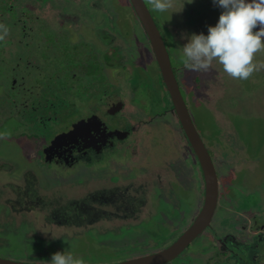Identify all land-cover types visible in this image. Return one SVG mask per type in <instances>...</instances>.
<instances>
[{"label": "rangeland", "instance_id": "1", "mask_svg": "<svg viewBox=\"0 0 264 264\" xmlns=\"http://www.w3.org/2000/svg\"><path fill=\"white\" fill-rule=\"evenodd\" d=\"M171 1L175 5L171 3V7L164 12H156L153 8L150 10L164 36L172 69L194 126L208 151L215 157L216 162H213L221 175L220 186L227 188L238 180L242 187H246L249 180L256 183L257 187H262L264 68L254 71L246 80L233 78V81L226 79L228 74L215 61L209 65L207 72L185 69L181 62L182 45L192 33L206 34L207 26L214 25L221 9L212 0ZM189 15L191 19H201L202 23L191 29V26H187L192 22ZM8 17L16 25V37L11 46L16 59V72L23 73L26 80L30 73V77L33 76L36 67L43 65L49 77L57 76V71L69 72L74 78L73 91L71 89L70 96H62L69 103L57 107L64 113L68 111L70 115V108L78 113L81 107H89V100L98 87L107 88L108 104L115 100L124 102L121 120L132 126L129 138L133 139V142L128 140L124 144L132 143L133 149L131 146L126 148L133 153L126 158L127 164L114 172L111 169L91 171L81 166L85 164L82 163L79 165L81 167L71 168L66 171L67 174H63L66 172L46 166L34 158L41 141L30 138L47 137L48 132L56 130L58 120L45 125L34 121L27 129L25 109L16 111L3 105L5 92L0 86V256L5 259L24 258L39 241H44L48 252L45 260H50L56 248H63L64 252L83 257L87 262L106 264L143 250L136 249L137 242L146 240L150 234L155 236L147 242L146 248L160 245L176 235L167 229L179 231L187 226L188 219L189 223L193 221L202 205L203 182L201 174L194 176V155L191 154L179 122L171 109L161 114L150 113L146 101L141 97L143 89L137 88L133 92L129 83L134 71L140 74L139 69L145 68L149 69L152 76L140 75L150 76L154 81L152 86H156L159 72L147 43L138 37L139 33L134 29L137 18L128 1L0 0V19ZM99 27H103L102 33H109L111 39L108 46L105 43L101 45L94 35L93 29ZM78 38L80 41L90 39L87 40L88 48L84 50L76 46L71 52L68 44L79 43ZM64 45L67 47L63 48ZM132 47L134 50L128 53ZM103 49H106L109 56L119 50L123 57L119 63L113 62L106 72L103 70L104 83L92 81L88 77V81H85L83 74L77 70L81 61L79 52H83L88 62H91L94 60L93 55L101 60ZM69 52L71 54H67ZM61 56L63 59L58 63L60 67L48 66ZM133 57L135 60L130 63ZM109 58L111 61L112 58ZM173 58L179 62L177 66ZM25 59L31 63L24 68ZM45 60H49V63ZM253 60L264 63V49L255 53ZM5 68H8V60L0 57V79L7 78ZM85 68L88 70L86 72H97V68L90 64ZM195 76L199 78H196L197 81ZM13 81L17 82L16 79ZM92 82L94 84L91 88ZM20 86L28 87V82L23 81ZM231 88L235 90L232 99L238 100V104L234 102L233 107L223 103ZM33 96L40 95H33L32 92ZM98 96L96 101H99ZM133 98L138 102L133 103ZM31 106H36L35 102L28 104V108ZM119 118H109L107 123L118 127ZM30 172L43 178L46 186L63 184L65 180V185L42 189L40 194L54 202L58 200L64 204L61 202L63 200L78 205L82 217L93 210L102 219V224L84 227L77 223L84 230L67 227L51 208L35 209L32 206L25 207L21 201L17 202L16 189L24 186V179ZM102 172H105L102 174L103 181L100 175L91 181L95 173ZM111 177L114 179L110 180ZM92 182L93 187H90L89 183ZM66 186L79 191L63 190ZM101 186L104 188L101 189ZM225 192L230 193V190L225 189ZM245 200L252 201L254 196H248ZM219 204L230 206L224 194ZM139 209H142V213L138 219L146 220L141 230L136 220ZM122 246L128 251L124 252Z\"/></svg>", "mask_w": 264, "mask_h": 264}, {"label": "flooded vegetation", "instance_id": "2", "mask_svg": "<svg viewBox=\"0 0 264 264\" xmlns=\"http://www.w3.org/2000/svg\"><path fill=\"white\" fill-rule=\"evenodd\" d=\"M68 1L72 2V0ZM137 22L136 27L134 29L139 33L138 37L142 38L147 43V47L153 55V51L150 47L148 38L145 35L144 30L142 29L139 22L138 24ZM101 31H103V27H99V29L97 30H95V28L93 29L94 35H96V37L98 38V42L101 45L105 43L108 46L109 40L111 39L109 37V33L107 31L102 33ZM117 31L119 32V30ZM98 34L100 37L98 36ZM77 40L80 41V38H78ZM87 40H82L79 43H75L73 45L69 43L68 47H70L71 52L76 46H80L81 48L86 50L88 48ZM132 44L133 46L135 45V40L132 41ZM66 47V45L63 46V48ZM133 50L134 47L129 48L128 53H131ZM71 52L67 54H71ZM107 55L108 54L106 52V49H103L101 51V60L97 58V56L93 55V63L95 64L94 67L97 68V72H82V77H84L85 81H87L88 77L92 81L100 82L101 84L104 83L105 76L103 74V70L104 72H106V69L114 64L113 62L119 63V61L123 57V53L119 52V50H116L115 53H111L110 56L108 55L112 58L111 61ZM61 59H63L62 56L59 57L56 62H53L52 65L48 64V66L54 67L55 65H57L58 67H60L58 63ZM134 60L135 57L130 59L129 62L133 63ZM45 62L49 63V60H45ZM43 67L46 66L43 65ZM43 67H36V70L35 72H33L32 77L34 79L35 77H38V79L35 80H43L44 82H50L52 76L49 77V75H47V69L45 70ZM139 71L140 74H150L149 69L140 68ZM136 72L137 71H134L129 79V83L133 87V92L136 91L137 88H142L143 91H145L144 87H140L139 85L133 86V84L131 83V79L133 78ZM140 74H138V77L143 78ZM60 75H67V78H69L70 80H68L66 84L69 89L64 86L62 90H65L66 94L72 93V80L74 78L69 72H64ZM60 75L53 77V82L55 85L59 84L58 80ZM79 81L82 82L83 80L79 78ZM93 84L94 82H92L91 88ZM51 88L52 86L50 87V89ZM143 91L141 92V96L144 97L149 112H151L153 104L157 107H162L164 103H170V105L172 106L163 83L159 84L158 87L151 86L145 92ZM55 93L57 95H60L61 91H56ZM93 94L94 96L92 97V99L89 100V107H81V110H79L78 113L76 111H72V108H70L69 112L71 113V115L67 113L68 111H66L69 117L61 116L64 114V112L61 113L62 110L60 109V107H58L57 109V114L53 112V108L52 111L49 108L47 112L48 116L40 114L38 117L36 116L32 118L31 114L28 113L30 117L28 118V123L26 124L27 129H29V127L33 125L34 121L37 124L41 125H45L47 122L57 120L58 124L67 123L59 129L48 132L47 137L36 136V140L41 141V145L39 144V147L37 149V155L34 157L35 159L41 160L42 163H45V165L48 167L53 166L59 171L62 170L61 172H66L71 168L79 166L82 163L85 164L81 166H84L86 169H90L91 171H107L108 169H111L112 172H114L117 168L124 167L125 164H127L126 158L130 156L133 152H131V150H128L126 146H131V149H133V145L132 143H128L126 145L124 143L128 140L133 142V139L129 138V136L132 134V126L130 124L124 123L121 120V115L125 107L124 102L121 100H115L114 102L108 104L107 88L101 89V87H98L97 92ZM97 94H99V101L95 100ZM68 96H70V94ZM27 99H29V97ZM132 101L134 103L136 102V99L133 98ZM67 102L69 103L68 100ZM118 104L121 105L120 110L116 108ZM59 105L60 104L58 103V106ZM49 115H53V117ZM78 115H80L81 117H77ZM118 116H120L118 127L107 123V119L116 118ZM92 117L97 118V121L95 120L94 124L92 122L90 124V127L83 126V129L90 130L89 133H79L76 131L71 136L70 141L67 142L66 147L57 150L52 155L46 156V148L55 141L56 137L65 133L76 123L80 121H86ZM63 119L66 120L63 121ZM68 154L70 155V160H72L68 162L72 163L65 164L64 156H67ZM46 157L48 158V161H45ZM211 157L212 160L215 161V157L213 155H211ZM216 171L218 172L217 166ZM223 172H225V169ZM31 173L32 174H27L25 178L28 182L27 187L34 188L38 193H40L39 191L42 189L47 190L50 187L54 189L57 186L66 184V181L63 180V184L46 186L43 182V178L36 176L33 172ZM67 173L68 172L63 174ZM218 177V200L210 225L179 256H177L170 262L163 264H264V186L257 187L256 183L247 180V186L242 187L237 180L226 188L220 186L221 175L219 172ZM35 183L37 187L34 186ZM74 183L78 184L79 182L75 181ZM93 184L94 182L89 183V186L93 187ZM103 188L104 187L101 186V189ZM225 189H229L230 193H226ZM63 190H68L72 192L73 189L70 186H66L63 187ZM223 194L230 203V206L228 207H223L221 206V204H219V201ZM248 196H254V200L246 201L245 199H247ZM25 207L30 206L25 205ZM59 210L60 214L63 216V218H59V221H62L67 227H75L79 228L80 230H84V228L79 227L77 223L84 225V227H90L100 225L103 222L99 215L93 210H90L87 214H85V217H82V215L80 214L79 206L74 203L64 204ZM143 211H147L148 213H154L150 212L149 209H143ZM141 213L142 209H139V213L137 215L136 220L141 215ZM145 222V219H138L137 223L139 230L143 229ZM187 222V226L180 229L179 231H176V229H172L170 231L166 228L169 232H171V234L176 233V235L167 239L164 243L160 245H155L153 248H146L147 242L155 236L153 234H150L146 240L137 242L138 247L136 249L142 248L143 250L134 252L130 255H124L123 257L117 260H111L105 263L119 264L127 262L129 260L148 257L153 254H157L166 249L168 246H170L175 241V239L190 226V223H192L193 221L189 223L188 219ZM159 230H162V228H159ZM46 246L47 244L44 241H39L37 246H35L31 251H29L24 256V258H12L8 260L24 263H48L49 260H45L48 254V252L46 251ZM55 251H64V249L56 248ZM126 251L128 250L125 249L124 252ZM0 258L5 259V257L2 256H0ZM85 262L86 264H100L90 263L87 261Z\"/></svg>", "mask_w": 264, "mask_h": 264}, {"label": "clouds", "instance_id": "3", "mask_svg": "<svg viewBox=\"0 0 264 264\" xmlns=\"http://www.w3.org/2000/svg\"><path fill=\"white\" fill-rule=\"evenodd\" d=\"M212 2L221 9L218 19L214 25L207 26L206 34L192 33L187 37V42L181 47V62L187 70L207 72L209 65L215 61L230 77L246 80L254 71L264 68V63L253 60L254 54L264 49V0H212ZM151 5L154 11L164 12L171 7V0H151ZM0 29L3 35L7 34L6 26L0 25ZM173 61L178 65L179 62L175 58ZM157 78L162 84L160 75ZM182 96L185 100L183 94ZM171 110L173 112V107ZM213 164L216 167L214 162ZM103 173L105 172L95 173L91 181L98 175L103 181ZM72 191L79 190L73 188ZM36 264H86V262L83 257L74 256L70 252L57 251L51 255L48 263Z\"/></svg>", "mask_w": 264, "mask_h": 264}, {"label": "water", "instance_id": "4", "mask_svg": "<svg viewBox=\"0 0 264 264\" xmlns=\"http://www.w3.org/2000/svg\"><path fill=\"white\" fill-rule=\"evenodd\" d=\"M127 1L132 9L133 14L137 18V21L141 25L145 35L148 38L150 47L152 48L154 54V61L157 66V70L169 95L174 113L181 126L180 128L187 139V142L195 156L196 161L199 164V168L201 170V178L203 182L202 205L199 209L197 216L194 218L190 226L183 233H181L170 246H168L166 249L157 254H153L148 257L129 260L124 263H119L163 264L170 262L171 260L179 256L210 225L218 200V174L216 171V167L213 164L212 157L210 156L208 149L206 148L200 134L194 126V123L189 113V109L186 104V100H184L181 94L179 83L172 69L170 56L166 44L164 42V38L155 22V19L153 18L144 0ZM116 108L120 110L121 105L118 104ZM95 120L97 121V118L92 117L86 121H80L73 125L71 128H69L65 133L56 137L55 141L46 148V156L52 155L57 150L66 147L67 142L70 141L71 136L76 131L79 133H89L90 130L83 129V126L90 127V124L92 122L94 124ZM70 159L71 158L69 154L67 156H64L65 164L72 163L68 162L72 161ZM45 161H48L47 157ZM0 264L36 263L15 262L8 259L0 258Z\"/></svg>", "mask_w": 264, "mask_h": 264}, {"label": "trees", "instance_id": "5", "mask_svg": "<svg viewBox=\"0 0 264 264\" xmlns=\"http://www.w3.org/2000/svg\"><path fill=\"white\" fill-rule=\"evenodd\" d=\"M171 3L173 5H175L174 2L171 1ZM146 4L150 10V8H152L151 0H147ZM198 6H200V5H198ZM150 12H151V10H150ZM188 17L190 18V15ZM190 20L192 22L190 24H188L187 26H191L190 27L191 29L202 23L201 19H195V18L191 19L190 18ZM156 24H157V22H156ZM214 24H215V22H214ZM0 25H4L8 28V32L6 35H3L2 29H0V35H2V38H0V57H3L4 59L8 60V68H5V69H7V72H6L7 78L6 79H3V78L0 79V86L2 89H4V92H5V97H4L5 101H4L3 105H7L9 107V109H13L16 111H24V109H25V114L27 116L26 124L28 123V118L30 117L28 115V113L31 114L32 118H34L36 116L38 117L40 114H44L45 116H48L47 115L48 109L50 108L52 111V108H53V112H55L57 114L58 103L64 104L67 102V100L64 97H62V96L67 95L66 91L62 90V88L64 86H66L69 89V87L66 85L69 78H67V75H65V76L60 75L61 72L57 71L58 75H60L59 80H58L59 84L55 85L53 82V76H52V79L50 80V82H44L43 80H35L33 77H30L29 75L31 73L28 75L29 76L28 80H26L25 75H23V73L18 74L16 72L17 71L16 67H14L16 65V59L13 56L14 50L11 48L12 43L16 37L15 36L16 35V25L10 19V17H8V19H0ZM119 26H120V24H119ZM157 26H158V24H157ZM79 53H80L81 61H80V68L77 70H79L82 73V72L87 70L85 68L87 65L90 64L91 66H94L95 64L93 63V61L88 62L87 56H85V54L83 52H79ZM30 63L31 62L28 59L23 60L24 68L28 67V65L30 66ZM174 65L177 66V62H174ZM54 67L57 68V65H55ZM220 73H221V76L225 78V75L223 74V72L220 71ZM149 75L152 76L151 74H149ZM150 76L140 78V77H138V74L136 72L135 75L133 76V78L131 79V83L133 84V86L139 85L140 87H144V89L146 91L148 88H150L154 84V81L152 80V78ZM196 78H198V76H195V81H197ZM15 79L17 82L13 81ZM226 79L233 81V78L230 77L229 75L226 77ZM78 80H79V78H78ZM23 81L28 82V87L20 86V83ZM222 81H223V79H222ZM159 84H161V83L158 80L156 87H158ZM51 86H52V89H50ZM54 86H55V88H54ZM56 91H61V94L57 95L55 93ZM145 91H143V92H145ZM234 91L235 90H232V88H231L230 93L228 95L226 93L225 101L223 103H228L231 107L235 106L234 102H236V104H238L237 99H235V100L232 99V97L234 95ZM32 92H33V95L35 93H39L40 96L39 97H34V96L32 97ZM42 92H44L45 94L42 95ZM28 97H29V99H27ZM143 99H144V97H143ZM30 102H35L36 106H31L28 108V104ZM136 102H138L137 99H136ZM164 102H165V100H164ZM143 107H145V106H143ZM167 109H172V106L170 105V103H164V105L162 107L161 106L157 107L153 104L150 113L161 114V113L165 112ZM61 113H63V111H61ZM61 116L69 117V115L67 113H64ZM65 120L66 119H63V121H65ZM65 124H67V123H63V124L59 123L55 126V129H59L60 127H63ZM184 137H185V135H184ZM30 139L36 140L35 137H31ZM185 140H186L188 147H190L188 142H187L186 137H185ZM191 154H193L192 150H191ZM194 162H195V165L193 166V173H194V176L197 177L201 174V170L199 168V164L196 161V159L194 160ZM30 174H32V173L30 172ZM113 179H114V177L110 178V180H113ZM27 184H28V182L25 179L24 186L21 188L18 187V189H16L17 190V192H16L17 202L21 201L23 205H29L35 209L51 208V210H53V213L57 218H63V216L60 214L59 209L62 207V205L71 204V203H67V202L65 203L63 200H61V202L64 204H61L60 201H58V200H56L54 202V201H52L51 198H48L47 196H44V195L36 192V190L34 188L27 187ZM56 185H58V184H56ZM34 186H36V183L34 184ZM124 248L125 247L122 246L123 251H124Z\"/></svg>", "mask_w": 264, "mask_h": 264}]
</instances>
